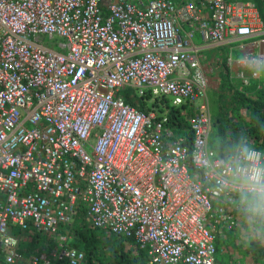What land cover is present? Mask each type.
<instances>
[{"label":"built area","instance_id":"built-area-1","mask_svg":"<svg viewBox=\"0 0 264 264\" xmlns=\"http://www.w3.org/2000/svg\"><path fill=\"white\" fill-rule=\"evenodd\" d=\"M196 31L223 44L264 23L231 0H0V264L28 262L23 236L59 238L54 260L84 264L63 234L80 219L133 242L147 264H218V232L244 216L197 163L215 151ZM125 91L187 106L190 131L174 134Z\"/></svg>","mask_w":264,"mask_h":264},{"label":"trees","instance_id":"trees-1","mask_svg":"<svg viewBox=\"0 0 264 264\" xmlns=\"http://www.w3.org/2000/svg\"><path fill=\"white\" fill-rule=\"evenodd\" d=\"M244 2L252 3L258 8L264 23V0H244ZM237 87L234 89V83L230 81L229 77H225L224 83L220 85V88L225 92L224 97L233 93L234 101L233 104L226 105L224 104L225 100L221 102L222 114L216 117V121L213 123L214 138L211 147L218 153V156L223 155L222 150L229 146L237 147L241 139L248 141L253 147L264 148V83L253 82L249 85L242 83L240 89ZM123 96L129 105L145 114L150 112V104L157 107L159 106L158 103H166L161 112L169 117V127L174 131V134H183L184 129L190 131V125L182 114L183 111L191 114L187 106L175 109L167 104L169 102L166 99L154 98L151 93L138 98L132 91H125ZM240 112H243V115L238 117ZM228 116L236 117V119H229ZM186 134L187 145L191 146L193 133L187 132ZM240 227L242 228L240 229ZM240 227L232 230L233 232L227 230L218 232V238H222L223 241L219 242V246L217 245V254L228 255L227 259L232 258L235 255L234 252H241L251 256L252 264H264V240L252 234V228L248 223L246 225L241 224ZM73 230L77 232L79 237L77 236V241L71 242L68 247L85 254L84 264H147L148 258L145 251L134 246L125 250L124 246L127 243L133 244V242L118 241L104 232L90 230L84 219L75 223L71 228V231ZM16 235L18 237L23 236L21 233ZM25 239L26 237L22 239L20 254L26 261L41 258V254L45 256L48 253L44 247L49 245L51 240L47 237L38 236V238H34V241H29L28 243L32 245L31 248L24 247V241H27ZM40 240L44 241V245L40 248L41 250L39 248L37 250L35 243ZM50 250L52 247L49 248V252ZM218 262V264H226L222 258ZM24 264L29 263L24 262ZM40 264L43 263L40 262ZM50 264L70 263L66 260L55 261L52 259Z\"/></svg>","mask_w":264,"mask_h":264},{"label":"clouds","instance_id":"clouds-1","mask_svg":"<svg viewBox=\"0 0 264 264\" xmlns=\"http://www.w3.org/2000/svg\"><path fill=\"white\" fill-rule=\"evenodd\" d=\"M264 59L252 56L248 61L249 71H255ZM223 155L206 152L197 156V163L210 169L217 187L226 192L236 203L252 234L264 240V148L253 147L241 139L238 146L222 150Z\"/></svg>","mask_w":264,"mask_h":264},{"label":"crops","instance_id":"crops-1","mask_svg":"<svg viewBox=\"0 0 264 264\" xmlns=\"http://www.w3.org/2000/svg\"><path fill=\"white\" fill-rule=\"evenodd\" d=\"M231 2L244 3V0H231ZM185 30L190 29L186 27ZM191 47L190 51L195 54L200 64L199 72L205 75L210 82V89L208 86L207 94L210 101L211 116L212 119L216 121V117L222 114L221 102L225 100L224 104L226 105L233 104L234 101L233 93H229L228 96L224 97L225 92L219 86L220 80L224 81L223 78L229 77L233 83H239L238 85L245 82L247 76L245 79L241 80L239 74L246 69V71L249 70L245 66H247L246 63H248L250 57L255 56L261 58L263 56L264 34L242 41L230 39L226 43L219 44L204 40L201 34L196 31ZM257 69L260 75L264 74V64L259 65ZM248 77L250 78L251 75ZM260 80H253L252 83H262ZM212 101L214 102V108ZM241 114L243 115V112H241ZM228 118L236 119V117L233 116H228Z\"/></svg>","mask_w":264,"mask_h":264},{"label":"rangeland","instance_id":"rangeland-1","mask_svg":"<svg viewBox=\"0 0 264 264\" xmlns=\"http://www.w3.org/2000/svg\"><path fill=\"white\" fill-rule=\"evenodd\" d=\"M58 39H56V41H57ZM46 41H47V43L48 42H50V40L47 38L46 39ZM57 42H59V40L57 41ZM247 64V66H245L246 68H248V63H246ZM259 67V66H258ZM245 68V69H246ZM249 69V68H248ZM247 70V69H246ZM246 70H244V71H242L240 74H239V78H241V80H243V79H245V77L247 76V78H246V80H245V84L246 85H249V84H251L252 83V81L253 80H260V79H262V80H260L262 83H264V74L263 75H260V73L258 72V69L256 68V70L255 71H246ZM251 75V77L249 78L248 76H250ZM204 76V79H205V81H206V83H207V86H209V89H210V82L208 81V79L206 78V76L205 75H203ZM224 80H225V78H223ZM230 81H231V79H230ZM232 82V81H231ZM224 83V81L223 80H220V85L221 84H223ZM241 83V82H240ZM239 83H234V86H235V88L234 89H236V87L237 88H239L240 89V87H241V84L240 85H238ZM219 85V86H220ZM152 97H154V96H152ZM157 98V97H156ZM159 99H161V98H159ZM164 99H166V98H164ZM167 100V102H169V103H167V104H170V107H172V105H171V103H170V101H169V99H166ZM213 101H214V99H213ZM212 101V105H213V108H214V102ZM164 104H166V103H164ZM164 104H161V103H158V105L159 106H157V107H153L151 104L149 105V110H150V112L151 111H154V112H157L158 114H157V117H164V113H162L161 111H162V109H164ZM159 107V108H158ZM159 113H161V114H159ZM240 115H242L241 114V112L238 114V117H240ZM213 138H214V129H212V133H211V143H212V140H213ZM210 148L212 149V147H211V145H210ZM213 150V149H212ZM216 152V151H215ZM216 206V205H215ZM220 208L224 211L225 210V206L224 205H222V206H220ZM219 209V208H218ZM217 209V210H218ZM219 217H221V214L219 215L218 214V218ZM237 221H238V227H240V225L241 224H244V225H246L247 224V222H246V219L244 218V217H238L237 218ZM215 222V224H216V226L218 227V228H220V224H221V218L220 219H218V220H215L214 221ZM214 224V225H215ZM242 227H240V229H241ZM239 229V230H240ZM246 231V230H245ZM221 232H224V231H221ZM247 232V231H246ZM63 233V232H62ZM61 233V234H62ZM65 236H67L65 239L67 240V242H68V244H67V246H69V245H71V242L73 243L74 241H77V236H78V234H77V232L75 231V230H73V231H70L69 232V234H66V233H63ZM244 234H245V232H244ZM23 237H25V236H23ZM79 237V236H78ZM26 240V239H25ZM223 240H222V238H217V245L219 246L220 244H219V242H222ZM29 242V240H27V241H24V247L25 248H31L32 247V245L31 244H29L28 243ZM43 240H40V241H37L36 243H35V248L37 247V250H39L44 244H43ZM128 244V245H127ZM126 244V246H124V248H125V250H129L130 248H131V246H134L135 247V245L134 244H129V243H127ZM22 246V245H21ZM60 246H62V243H60V241H59V238L57 239V240H53V241H51V242H49V245H47L46 247H44V248H46V251L48 252L44 257H45V259H47V261L46 262H48V263H51V261H52V259H54L53 258V256H52V253L53 252H59V250H60ZM50 247H52V250H50V252H49V248ZM128 247H129V249H128ZM39 248V249H38ZM36 250V251H37ZM41 250V249H40ZM234 256L232 257V258H227L226 259V257L228 256H226V255H224V254H222V253H219V254H217V256H216V259H217V263H219L218 262V260L220 259L221 260V258H222V260H223V262L224 261H226V264H252V261H251V256H249L248 254H244V253H241V252H238V253H236V252H234ZM42 255L43 254H41V257H42ZM39 259V258H38ZM29 262V261H28ZM27 262V263H28Z\"/></svg>","mask_w":264,"mask_h":264}]
</instances>
